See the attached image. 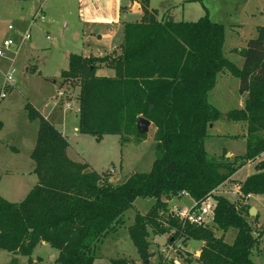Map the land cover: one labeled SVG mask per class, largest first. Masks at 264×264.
Here are the masks:
<instances>
[{"label":"trees","instance_id":"trees-1","mask_svg":"<svg viewBox=\"0 0 264 264\" xmlns=\"http://www.w3.org/2000/svg\"><path fill=\"white\" fill-rule=\"evenodd\" d=\"M224 42V25L208 14L196 21L159 18L146 0L142 19L124 23V39L116 51L70 54L62 76L80 84L79 131L97 140L119 134L123 144L131 139L138 143L147 137L137 126L145 117L155 127L157 156L148 172L133 173L114 185L87 163L72 159L67 136L27 103L29 118L39 122L31 152L38 182L20 202L0 194V250L30 256L46 242L59 250V264H93L95 244L124 223V213L138 197H153L156 204L147 214L137 213L129 227L143 264H152L151 233L172 230L184 244L190 239L205 242L197 263L187 252L189 264H255L251 255L263 232L255 236L246 202L252 194H264V160L240 184L243 203L214 191L264 153V25L241 50V67L225 56ZM100 67L114 75H98ZM226 71L239 78V92L248 93L244 106L226 115L228 121L246 123L248 146L244 156L231 160L224 154L216 160L209 158L206 140L223 113L209 101V92ZM185 192L198 205L216 200L213 225L184 222L166 212L168 201ZM215 228L224 233L236 229L234 242L217 236ZM111 264L137 262L121 257Z\"/></svg>","mask_w":264,"mask_h":264},{"label":"rangeland","instance_id":"rangeland-1","mask_svg":"<svg viewBox=\"0 0 264 264\" xmlns=\"http://www.w3.org/2000/svg\"><path fill=\"white\" fill-rule=\"evenodd\" d=\"M149 1L160 14L167 10L173 12V18L176 20L196 21L208 14L211 21L223 24V52L238 66L242 65L243 55L240 52L229 53V47L234 43L238 47H245L246 41L256 36V26L264 25V6L255 7L258 0ZM89 2H93L94 6H88ZM132 2L133 0H0V49H4L3 43L6 39H12L19 44L22 34L30 31L32 36L20 50L11 48L5 51L4 56H0V91L13 61V67L16 69L15 85L10 86L6 97L0 100V194L4 198L20 202L38 182L31 152L36 143L39 122L29 118L27 103L47 117L51 116V122L56 121V127L64 135H68L71 144L68 155L72 159L87 163L105 178L109 177V181L114 185L123 183L133 173L148 172L151 169L157 156L154 125H151L147 137L138 143L131 139L123 144L119 134H107L97 140L90 134L81 133L78 98L80 84L78 80H65L62 76L63 71L69 68L70 54L88 56L102 52L83 45V35L86 40L96 43L97 37L91 39V36L98 32L103 38L100 43L107 44V36H110L107 34L111 32L110 39L117 41V44L122 43L124 22H134L142 18V13L138 10L122 12L120 15L121 4L127 5L130 10ZM99 17H107L114 23L109 27L108 24L98 26L94 18ZM9 26L13 28L10 29ZM218 80L216 87L209 92V101L223 116L215 122L213 128H209L206 150L210 159L219 160L224 154L227 156L231 153L235 156L226 158L233 160L247 153L248 140L243 134L235 135L244 131L242 122L228 121L226 115L229 111L240 108L242 98L248 95L240 94L239 78L236 76L229 74L226 77L221 74ZM59 91L65 92V103L69 102L72 109L63 103L54 105L53 102L59 99ZM261 160H264V154L250 160L234 175L232 181L229 180L222 186L216 196H225L237 204L243 203L237 186L248 175L256 172V166ZM229 189L230 191L224 192ZM155 204L156 199L153 197H138L133 207L124 213V223L95 244L93 264H111L113 259L121 257L143 264L130 237L129 227L134 223L137 213L147 214ZM192 204L193 201L188 196L175 197L171 203L168 202L166 212H177L189 208ZM248 206L257 211L256 216L249 215L255 227V236L263 232L261 244L252 252L251 258L255 264H264V194H252ZM208 220L213 225L211 218ZM215 233L219 237L224 235L225 241L232 244L237 230L230 229L224 233L215 228ZM173 235L172 231L165 234L151 233L152 264H162L158 249L174 237ZM174 240L176 257L164 264H189L191 261L197 263L196 252L202 248L203 242L190 239L184 244L180 237ZM187 252H190V255ZM58 254L59 250L48 243L39 244L30 256H15L9 251L0 250V264H11L14 257L18 259V264H29L30 260L40 264H59L56 261ZM187 255L191 261L186 259Z\"/></svg>","mask_w":264,"mask_h":264},{"label":"crops","instance_id":"crops-1","mask_svg":"<svg viewBox=\"0 0 264 264\" xmlns=\"http://www.w3.org/2000/svg\"><path fill=\"white\" fill-rule=\"evenodd\" d=\"M119 2H121V0H119ZM148 2H149V9H151V10H157V13H158V16H159V18L160 17H168V16H172L173 17V15H174V13L173 12H169V10H167V11H165L163 14H160L159 13V11H158V9H156V8H154V7H152L151 6V4H150V1L148 0ZM145 4H146V0H133V2L131 3V8H130V10H128L127 8H128V6L127 5H122L121 4V7L119 8V5L117 6L118 8H119V10H121V13H120V15L122 14V12H128V13H130V11H133V10H138V11H140L141 13H142V17H143V15H144V6H145ZM88 6H94V3L93 2H89L88 3ZM264 6V0H258V3L255 5V7L256 8H260V7H263ZM135 7V8H134ZM128 13H126V14H128ZM142 18H140V19H138L137 21H140ZM94 22H95V24H98V26L101 24V25H105V24H108L107 26L109 27V26H111L113 23H114V21L113 20H111V19H109V18H105V17H99V18H94ZM125 22H133V21H125ZM124 22V23H125ZM90 24H92L91 22H89ZM121 23V22H120ZM119 23V24H120ZM239 25V27H241V24L239 23L238 24ZM259 25H257L256 26V32H257V27H258ZM94 33V32H93ZM107 35H112V33L111 32H109ZM110 36H107V38H108V40H107V44L105 43V44H101L100 43V41L101 40H103V38H102V34H100V33H98V32H95L94 34H92V36H91V39H94L95 37H97V41H95L96 43H94L93 41H88V40H86L85 39V36L83 35V45H86V47L88 46L89 48H91V49H93V48H95V50L97 51V49L98 50H100V51H102V52H100V54H95V53H91L90 55H104V54H106V53H111V52H114V51H116L117 49H118V47L120 46V44H117V41H112V39H110ZM249 40V39H248ZM246 43H247V41H246ZM244 48V46H236V43H234L233 45H231V47H229V49H228V52L229 53H235V52H241V50ZM223 49H224V47H223ZM103 53V54H102ZM90 55H88V56H90ZM243 61H244V58H243ZM243 61H242V65H243ZM242 65H240L239 67H241ZM28 69V68H27ZM97 74L98 75H106V76H112V75H114V71L112 70V69H109V68H99L98 70H97ZM221 74H223V76H226L227 77V75H229L230 73L229 72H222V73H220L219 75H221ZM231 75V74H230ZM218 79H219V76H218ZM217 79V83H218V80ZM217 83H216V85H217ZM240 83V82H239ZM216 87V86H215ZM214 87V88H215ZM213 88V89H214ZM212 89V90H213ZM211 90V91H212ZM241 94V93H240ZM242 96H244V95H248V93H244V94H241ZM246 98L247 97H243L242 98V106L240 107V108H242L243 106H244V103H245V100H246ZM37 109V108H36ZM236 109V108H235ZM38 110V109H37ZM39 111V110H38ZM42 114V113H41ZM45 118H47L49 121H51V116L50 117H47L46 115H44V114H42ZM54 116V115H53ZM52 116V117H53ZM217 122V121H216ZM53 124H55L56 125V121H54V122H52ZM239 123V122H238ZM241 123V122H240ZM152 125H153V123H152ZM242 125H244L245 126V128L243 129L244 131L242 132V133H238V134H235V135H241V134H243V137H245L246 139H247V136H246V134H247V130H246V123L245 122H242ZM215 126V123L213 124V125H211L210 126V128H213ZM77 128V127H76ZM76 128H75V130H76ZM66 135V134H65ZM223 135H225V136H227V134H223ZM234 135V136H235ZM67 136V138H68V140H69V137H68V135H66ZM228 136H231L230 134H228ZM70 143V142H69ZM71 145V144H70ZM70 147V146H69ZM264 153H262L260 156H262ZM226 156V155H225ZM232 156H235V155H233V154H228L226 157H232ZM255 160V159H254ZM262 161V160H261ZM261 161H259V162H261ZM247 165V164H246ZM245 166V165H244ZM243 166V167H244ZM242 168V167H241ZM240 168V169H241ZM256 168H257V166H256ZM239 169V170H240ZM238 170V171H239ZM238 171H236L226 182H224L221 186H219L215 191H214V194L215 195H217L219 192L218 191H220V190H222L221 188H222V186L224 185V184H227V182L229 181V180H233L234 179V175L236 174V173H238ZM251 175V174H250ZM249 176V175H248ZM247 176V177H248ZM246 177V178H247ZM111 180V179H110ZM242 183V182H241ZM240 183V184H241ZM240 184L237 186L238 187V192L240 193ZM227 191H230V189L229 190H224V192H227ZM241 194V193H240ZM186 196H188V197H190L191 199H192V201H193V204H194V202H195V199L191 196V195H183L182 197H180V198H183V197H186ZM250 197H251V195L249 196V199H250ZM249 199H248V201H249ZM248 201L246 202V204H248ZM169 203H171L172 202V199L170 200V201H168ZM192 204V205H193ZM191 205V206H192ZM190 206V207H191ZM164 237H165V235H163ZM188 242V241H187ZM187 242H186V244H187ZM203 242V241H202ZM42 244L43 245H45V244H47L46 242H42ZM204 245H205V242H203V245H202V248L199 250V251H197L196 252V255L199 257L200 255H201V252H202V249H203V247H204ZM189 254H190V252H188ZM178 260V259H177Z\"/></svg>","mask_w":264,"mask_h":264},{"label":"built area","instance_id":"built-area-1","mask_svg":"<svg viewBox=\"0 0 264 264\" xmlns=\"http://www.w3.org/2000/svg\"><path fill=\"white\" fill-rule=\"evenodd\" d=\"M10 29H12V26H9ZM31 32L27 31L26 33L22 34L21 41L19 44H16L14 40L12 39H6L3 43L4 49H0V56L5 55V51L8 49H15L20 50L23 45L31 39ZM50 36H48L49 38ZM14 66V61L12 62L11 68L8 70L5 76V81H4V86L2 90L0 91V100L1 98L6 97L7 95V89L10 86H14L16 79H15V73L16 69L13 67ZM59 99H56L53 103L55 106H59L60 104L63 103V105L67 106L68 108L72 109V105L65 101H67L66 94L64 91H59L58 92ZM77 130V128H76ZM184 195H189L188 193H184ZM215 209H216V200L212 199L204 204L198 205L197 202H194V204L189 207L185 208L183 210H179L175 212L180 220L184 222H190L194 224H202V225H211L210 221L208 220L211 218L212 221H214V216H215ZM174 212V211H173ZM173 233H175V230H172ZM174 236V235H173ZM170 238V237H169ZM176 241L174 240V237H171V240L168 239L165 245H162L158 249V253L161 258L162 264L171 262L173 257H176Z\"/></svg>","mask_w":264,"mask_h":264},{"label":"water","instance_id":"water-1","mask_svg":"<svg viewBox=\"0 0 264 264\" xmlns=\"http://www.w3.org/2000/svg\"><path fill=\"white\" fill-rule=\"evenodd\" d=\"M151 125H152V122L145 117H140L137 123L138 129L141 133H147ZM249 213L251 216H256L257 211L255 210V208L251 207L249 209Z\"/></svg>","mask_w":264,"mask_h":264}]
</instances>
